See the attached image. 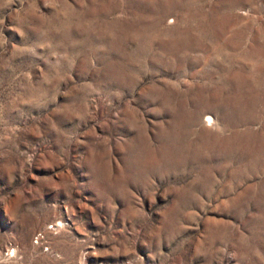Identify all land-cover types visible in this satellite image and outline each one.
<instances>
[{
  "label": "rangeland",
  "instance_id": "obj_1",
  "mask_svg": "<svg viewBox=\"0 0 264 264\" xmlns=\"http://www.w3.org/2000/svg\"><path fill=\"white\" fill-rule=\"evenodd\" d=\"M0 264H264V0H0Z\"/></svg>",
  "mask_w": 264,
  "mask_h": 264
},
{
  "label": "bare ground",
  "instance_id": "obj_2",
  "mask_svg": "<svg viewBox=\"0 0 264 264\" xmlns=\"http://www.w3.org/2000/svg\"><path fill=\"white\" fill-rule=\"evenodd\" d=\"M210 117H211V116H210ZM211 118H212V117H211ZM210 120H211V119H210ZM207 121H209V119H208ZM212 123H213V122H212ZM212 123H211V124H212Z\"/></svg>",
  "mask_w": 264,
  "mask_h": 264
}]
</instances>
